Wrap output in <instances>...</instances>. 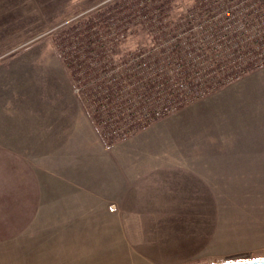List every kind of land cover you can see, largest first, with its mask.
Masks as SVG:
<instances>
[{
	"label": "rangeland",
	"instance_id": "374dc122",
	"mask_svg": "<svg viewBox=\"0 0 264 264\" xmlns=\"http://www.w3.org/2000/svg\"><path fill=\"white\" fill-rule=\"evenodd\" d=\"M202 4L205 0H0V119L32 124L27 145L0 133V185L56 179L65 175L66 164V181H102L106 196L116 190L111 187L116 180L127 181L134 193L140 176L148 188L150 182L164 187L151 209L133 213L144 221H120L126 207H108L114 220L106 244L100 234L81 237L93 241L86 248L96 250L83 251L82 244L79 264L264 260V61L219 80L216 90L176 112L134 127L126 138H103L100 130L109 129L95 126L86 112L83 94L89 87L82 95L77 91L78 80L101 68L91 63L95 50L108 46L110 61L121 60L147 41L151 25L160 29L181 21ZM99 13L102 21L110 17L102 25ZM79 141L87 152L76 156L69 148ZM67 149L73 155L68 161ZM24 216L22 210L17 214L18 226ZM8 224L0 215V264L13 253L24 258L29 246L27 236L2 234ZM47 237L59 249L56 263L76 264L72 235Z\"/></svg>",
	"mask_w": 264,
	"mask_h": 264
},
{
	"label": "built area",
	"instance_id": "2783aa9c",
	"mask_svg": "<svg viewBox=\"0 0 264 264\" xmlns=\"http://www.w3.org/2000/svg\"><path fill=\"white\" fill-rule=\"evenodd\" d=\"M233 1L205 0L174 26L151 25L147 41L121 60L110 61L108 46L92 53L91 63L101 68L78 80L77 91L89 87L83 94L89 115L110 131L99 129L103 138L129 137L134 127L176 112L216 90L219 80L264 61V0Z\"/></svg>",
	"mask_w": 264,
	"mask_h": 264
},
{
	"label": "crops",
	"instance_id": "0c3cea01",
	"mask_svg": "<svg viewBox=\"0 0 264 264\" xmlns=\"http://www.w3.org/2000/svg\"><path fill=\"white\" fill-rule=\"evenodd\" d=\"M31 129L32 124L27 123L25 119L22 123H19L16 117L0 119V133L5 134V138L9 141H26L27 145V141L31 138ZM0 139H3L1 135ZM19 149L16 150L19 151ZM26 149L29 150L28 147ZM27 150L24 153L26 155H28ZM69 150H73L76 156L87 152L80 141L72 143ZM67 152L68 149L65 152L66 155H64L66 160L68 156L70 158L73 156L67 154ZM88 166L83 165L82 168ZM67 169L68 167L65 164L63 168L65 175L58 173L56 179L24 180L22 184L14 180L1 182L0 188L6 190V192L0 191L3 195L0 196V215L2 218L8 219L9 223L3 229L2 234L7 231L13 236H27L29 245L24 258L22 255L13 253L5 260L1 259L2 264L3 262H8V264H58L56 262L59 258V249L50 247L47 237L49 234L72 235L74 237L72 243H75V250H77L74 253L82 250V244L84 245L83 251L85 249L96 250L95 247L93 249L90 246L86 248L85 245L91 244L93 241L81 237L100 234L102 245L106 244L107 236L111 234L110 230L113 229L111 223L114 220L108 207L113 208L115 203H121L126 207L125 216H121L120 221L128 218L144 221L143 217L133 213L140 214L144 210L151 209L152 203L156 201L155 198L163 194L162 189L164 187L162 183L159 185L156 182H150L148 188L147 185H143L142 176H140L138 181L133 182V189L136 190L134 193H129L128 185L125 184L127 181L116 180L111 182V187L116 190L106 196L108 191L101 185L102 181H97V183L91 180L84 183L76 180L66 181L70 178ZM18 198L22 201H17ZM103 202L109 206L102 205ZM22 204L23 209L21 208ZM21 210L26 214L23 228L21 227L23 225L18 226L16 220L14 221ZM129 213L131 215H128ZM60 221H65V223H60ZM124 227L125 224L122 225L123 229ZM14 228L15 231H13ZM55 228L58 230L56 233L48 231ZM121 233L123 234L124 231ZM79 257L80 254L76 253V264H79Z\"/></svg>",
	"mask_w": 264,
	"mask_h": 264
},
{
	"label": "water",
	"instance_id": "95a60500",
	"mask_svg": "<svg viewBox=\"0 0 264 264\" xmlns=\"http://www.w3.org/2000/svg\"><path fill=\"white\" fill-rule=\"evenodd\" d=\"M218 264H264V260L248 261V262L218 263Z\"/></svg>",
	"mask_w": 264,
	"mask_h": 264
},
{
	"label": "trees",
	"instance_id": "16d2710c",
	"mask_svg": "<svg viewBox=\"0 0 264 264\" xmlns=\"http://www.w3.org/2000/svg\"><path fill=\"white\" fill-rule=\"evenodd\" d=\"M149 2V1H148ZM102 16H103V13H99V14H97L96 15V20L101 24V22L102 23H104L105 21H107L110 17H108L105 21H102ZM175 22H170V23H167V24H171V25H173ZM161 24H163L162 22H161ZM102 25V24H101ZM170 25V26H171ZM174 26V25H173ZM151 30H149V32H150ZM153 35H156L155 34V31H154V33H153Z\"/></svg>",
	"mask_w": 264,
	"mask_h": 264
}]
</instances>
